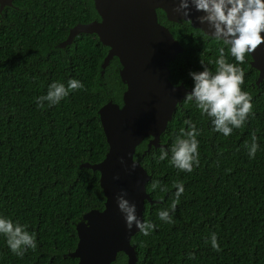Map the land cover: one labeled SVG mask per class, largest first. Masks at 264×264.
Wrapping results in <instances>:
<instances>
[{
  "label": "trees",
  "instance_id": "16d2710c",
  "mask_svg": "<svg viewBox=\"0 0 264 264\" xmlns=\"http://www.w3.org/2000/svg\"><path fill=\"white\" fill-rule=\"evenodd\" d=\"M51 8L58 24L54 40L66 36L61 23L98 19L92 0L57 1ZM23 13L10 12L19 29L21 25L28 28L25 17L33 22ZM157 19L184 48L170 63L174 85L184 83L192 90L189 72L203 71L201 62L215 73L221 47L227 62L237 63L223 41L206 37L187 22H168L161 10ZM5 30H0V47L33 46L34 34L29 30H25L27 36L14 28ZM69 47L76 49L44 50L51 52L48 59L38 61L40 50H0V218L25 225L37 244L35 251L28 249L20 257L0 234V264H76V259L65 257L77 244L73 224L83 213L103 209L99 173L79 170L78 165L103 159L107 145L96 112L108 97L121 104L125 87L119 79V62L113 59L104 70L102 87L97 88L99 66L108 50L97 37L80 35ZM35 66L40 70L35 71ZM237 66L245 73L241 90L251 94L253 105L243 127L225 137L214 130L212 118L202 115L194 101L183 100L160 137V144L170 148L180 129L188 130L184 121L196 125L199 165L191 173L172 166L170 152L163 161L158 159L160 148L145 153L148 139L136 148L134 159L152 175L146 190L160 201L153 206L146 202L143 213V221L156 228L148 236L139 232L131 240L138 264H264V80L257 89V72L250 62ZM69 79L84 87L55 105L44 101L43 107L38 106L37 98L47 94L50 84L67 87ZM253 134L258 149L250 158L246 145H251ZM157 180L167 192L152 189ZM177 181L183 183L184 193L175 212H170L174 222L161 221L158 212L169 209ZM212 233L219 252L211 247ZM114 264H127L126 256L119 254Z\"/></svg>",
  "mask_w": 264,
  "mask_h": 264
},
{
  "label": "water",
  "instance_id": "95a60500",
  "mask_svg": "<svg viewBox=\"0 0 264 264\" xmlns=\"http://www.w3.org/2000/svg\"><path fill=\"white\" fill-rule=\"evenodd\" d=\"M11 1L0 0V14ZM92 1L98 19L69 28L65 38L52 47L65 51L80 35L97 37L98 42L108 48L99 66L97 88L102 87L101 79L109 62L117 59L119 79L125 90L121 106L108 97L96 112L107 151L100 162H81L78 169L99 173L103 209H91L74 222L77 244L65 257L76 259V264H114L122 253L127 264H138L136 246L131 240L139 229L135 225L131 230L126 228L116 197L127 193L124 198L136 205V215L141 221L146 202L150 206L160 203L146 190L152 175L134 159L135 151L145 139H148L145 153L152 148L167 150L166 145L160 144V137L186 93L191 92L184 83L174 85L170 80V63L184 48L169 29L158 22L157 10L164 13L168 22H187L206 37L213 38L212 30L206 23H199L197 17L204 13L197 12L191 5L187 17L175 12L180 0ZM261 35L264 36V32ZM248 55L250 67L257 72L255 86L259 89L264 80V43Z\"/></svg>",
  "mask_w": 264,
  "mask_h": 264
},
{
  "label": "clouds",
  "instance_id": "9594fccd",
  "mask_svg": "<svg viewBox=\"0 0 264 264\" xmlns=\"http://www.w3.org/2000/svg\"><path fill=\"white\" fill-rule=\"evenodd\" d=\"M190 5L197 12L204 13L197 17L200 24H207L212 30L211 36L218 41H223L228 46L230 54L235 58L236 64L229 63L225 57V49H218L219 57L215 60L216 71L211 72L202 62L203 71L189 72L193 80V88L186 93L185 101H194L202 115L212 118L214 130L222 133L225 137L230 136L234 128L244 126L249 115L252 114V96L242 91L244 83V70L237 64L245 63V56L256 51L258 46L264 43V0H180L179 7L174 11L189 15ZM191 22V20H189ZM84 85L76 80L69 79L67 87L63 83L53 82L49 85L47 94L37 98L38 106L43 107V102L50 105L59 103L73 90L82 89ZM188 130L180 129L174 143L167 150L160 148L159 160L168 158L169 163L183 172L191 173L194 165H199V131L191 120L184 121ZM248 147L250 158H255L258 149L256 136L253 134L251 145ZM132 167H135L133 163ZM175 198L169 209L158 212L161 221L173 223L170 212H175L184 193L183 183L177 181ZM160 189L167 192V187H162L160 181H153L152 189ZM127 193L122 192L116 197L119 211L123 214L125 226L131 230L133 225L144 236H148L156 225L141 221L136 215V205L124 198ZM87 223V222H85ZM0 234L6 237L7 245L12 253L22 257L28 249L35 251L37 244L35 235L26 230L25 225L13 223L10 219L0 218ZM211 247L213 250L221 251L215 233L211 234ZM190 258H194L189 254Z\"/></svg>",
  "mask_w": 264,
  "mask_h": 264
},
{
  "label": "flooded vegetation",
  "instance_id": "af4514ba",
  "mask_svg": "<svg viewBox=\"0 0 264 264\" xmlns=\"http://www.w3.org/2000/svg\"><path fill=\"white\" fill-rule=\"evenodd\" d=\"M57 1L63 2V0H12L10 6H5L0 14V30L3 31L6 29L4 31L5 33L7 30L11 31V28H14L18 34L20 33L23 34L24 36L29 35V32L25 31V30H29L32 34H34L32 38L34 39V42H33V46L21 47L16 44H13L7 47H0V50H40L41 54L39 52L37 61L41 59L44 60L48 59V55L51 52L45 53L44 50H57V49H53L52 46L57 41H59V40H54L56 35V29L58 28V24L53 8H51L53 4L57 3ZM86 8H87V4L86 2H83L82 10L84 13L87 11ZM21 10H24L23 14L30 15V17L33 18V22H32L30 20H26L27 18L25 17L24 22L28 24V28L25 25H21V29H19L17 24L15 23V19L13 20L11 18L13 17V15H11L10 12L14 11L20 13ZM76 24H82V22L77 21L75 24L72 25H66L64 23H61L59 25V28H63L65 31L64 35H66L68 29L75 26ZM70 48H72L73 50L76 49L75 47H66L65 50H70ZM245 60H246V64H249L251 58ZM35 68H36L35 71L40 70V68L37 66H35ZM42 74L46 75L47 71L46 70L43 71ZM118 105L121 106L122 102L121 104Z\"/></svg>",
  "mask_w": 264,
  "mask_h": 264
}]
</instances>
